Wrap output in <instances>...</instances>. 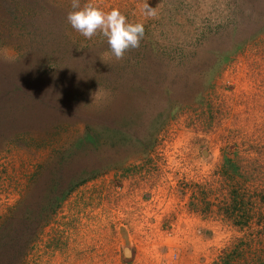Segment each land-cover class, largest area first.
Masks as SVG:
<instances>
[{"label":"rangeland","instance_id":"1","mask_svg":"<svg viewBox=\"0 0 264 264\" xmlns=\"http://www.w3.org/2000/svg\"><path fill=\"white\" fill-rule=\"evenodd\" d=\"M79 2L139 48L83 37L72 0H0V264H212L245 235L200 214L234 145L264 191V0Z\"/></svg>","mask_w":264,"mask_h":264},{"label":"trees","instance_id":"2","mask_svg":"<svg viewBox=\"0 0 264 264\" xmlns=\"http://www.w3.org/2000/svg\"><path fill=\"white\" fill-rule=\"evenodd\" d=\"M14 9L17 7H9V10ZM20 18L23 20V17ZM20 18L13 17L17 21L12 23L14 28H23L19 23ZM237 150L239 147L234 145V149L224 154L220 167L215 173L218 178L217 192L220 198L216 211H211L213 205L205 201L212 191L209 189L211 186L204 182L202 195L205 197L203 199L205 209L200 214L204 219H220L223 224L245 235L222 249L221 254L212 264H234L240 260H247L248 254L251 259L256 256V259L258 256L264 258L262 241L252 242L251 245L248 242L264 238V191L254 184L260 176L261 165L259 163L257 165L255 161L245 160Z\"/></svg>","mask_w":264,"mask_h":264},{"label":"clouds","instance_id":"3","mask_svg":"<svg viewBox=\"0 0 264 264\" xmlns=\"http://www.w3.org/2000/svg\"><path fill=\"white\" fill-rule=\"evenodd\" d=\"M71 7L76 9L67 14V22L72 29L86 39L101 34L107 39L109 49L117 60L123 59L130 49L139 48L145 34L144 25L129 23L119 9L105 12L92 3L81 7L79 0H72ZM145 9L148 15L155 14V9L150 8L148 4Z\"/></svg>","mask_w":264,"mask_h":264}]
</instances>
